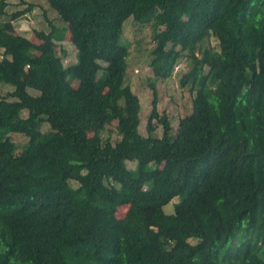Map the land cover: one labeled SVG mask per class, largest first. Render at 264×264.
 Instances as JSON below:
<instances>
[{
  "label": "trees",
  "instance_id": "1",
  "mask_svg": "<svg viewBox=\"0 0 264 264\" xmlns=\"http://www.w3.org/2000/svg\"><path fill=\"white\" fill-rule=\"evenodd\" d=\"M7 1L0 264H264V0H45L71 28L68 66L56 45L65 27L49 21L48 32L33 31L35 43L12 25L33 4L3 19ZM128 17L153 28L155 79L168 78L183 55L189 61L180 84L197 97L174 135L168 124L152 135L155 81L146 135L138 130L129 44L120 43ZM109 113L115 142L100 135Z\"/></svg>",
  "mask_w": 264,
  "mask_h": 264
},
{
  "label": "rangeland",
  "instance_id": "2",
  "mask_svg": "<svg viewBox=\"0 0 264 264\" xmlns=\"http://www.w3.org/2000/svg\"><path fill=\"white\" fill-rule=\"evenodd\" d=\"M8 6L6 7V15L3 19H8L12 12L23 10L27 7L28 3L33 4V8L30 12L22 15L21 17L12 21L13 30L15 33H19L31 39L35 43H39V39L33 34L34 30H42L48 32L50 26L48 24L51 21L54 26L59 30L64 28V38L57 40V50L61 54L62 51V65L68 66L75 62V46L72 38L71 28L64 25L55 10H53L45 0H8ZM153 28L147 24H136L130 17H128L123 24V36L120 40L121 44L128 42V56L126 58V72L125 78L130 84L132 91L138 96L140 100V124L138 130L141 134L146 135V123L148 115L151 111L152 100V88L151 82L154 83L157 100L156 109L158 111V117L153 120L155 130L152 135L160 137L163 126L168 124L171 127V134L174 135L175 130L178 127L180 121H182L190 112L192 104L197 97V90L191 87V85H181L180 78L183 73L189 69V61L187 57L183 55L175 64L172 74L165 79H155L148 66L150 60V50L153 46ZM214 51L218 50L217 40L211 38L207 43ZM105 77L104 69H99L96 74V82L102 83ZM12 87L5 84H0V95L6 94ZM27 91L31 94H36V91L32 88H27ZM22 115H26V111L22 110ZM108 121L105 122L100 129V135L102 139L109 138L111 142H115L119 139V135L116 132L117 120L111 113L108 114ZM47 125L42 126V130H45ZM13 140L17 144L25 142V138L21 135H13ZM127 167L131 171H135V162L126 161ZM160 178H156L159 180ZM72 185H75L72 182ZM177 199L173 198L168 204L164 206V211L170 213L173 211V203ZM127 210V205L120 206L116 210V217L122 218ZM138 231L141 232V227L138 225ZM194 242L193 240H190Z\"/></svg>",
  "mask_w": 264,
  "mask_h": 264
}]
</instances>
